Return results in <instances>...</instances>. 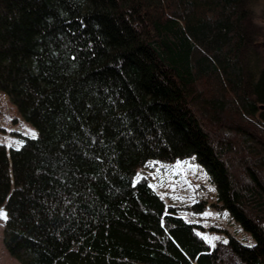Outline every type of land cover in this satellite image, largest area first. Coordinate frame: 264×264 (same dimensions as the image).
Instances as JSON below:
<instances>
[{"label": "trees", "instance_id": "obj_1", "mask_svg": "<svg viewBox=\"0 0 264 264\" xmlns=\"http://www.w3.org/2000/svg\"><path fill=\"white\" fill-rule=\"evenodd\" d=\"M264 0H0V142L20 264H264ZM195 156L250 234L211 246L147 162ZM204 201L189 207L204 210Z\"/></svg>", "mask_w": 264, "mask_h": 264}, {"label": "rangeland", "instance_id": "obj_2", "mask_svg": "<svg viewBox=\"0 0 264 264\" xmlns=\"http://www.w3.org/2000/svg\"><path fill=\"white\" fill-rule=\"evenodd\" d=\"M20 135L37 137L38 130L19 114L8 96L0 92V142L5 143L8 150L18 148L23 143ZM141 177L149 179L168 205L181 207L180 215L199 225L201 235L211 246L218 241L226 242L228 233L244 244L253 243L250 234L241 228L231 214L217 207L221 204L216 199L215 186L195 156L173 163L151 160L139 169L136 179ZM202 201L205 203L204 210L194 212L189 209ZM0 212L4 213L0 216V264H20L4 245L7 212L3 209Z\"/></svg>", "mask_w": 264, "mask_h": 264}, {"label": "snow or ice", "instance_id": "obj_3", "mask_svg": "<svg viewBox=\"0 0 264 264\" xmlns=\"http://www.w3.org/2000/svg\"><path fill=\"white\" fill-rule=\"evenodd\" d=\"M4 215V213L0 212V216Z\"/></svg>", "mask_w": 264, "mask_h": 264}, {"label": "crops", "instance_id": "obj_4", "mask_svg": "<svg viewBox=\"0 0 264 264\" xmlns=\"http://www.w3.org/2000/svg\"><path fill=\"white\" fill-rule=\"evenodd\" d=\"M2 210V208H0V211Z\"/></svg>", "mask_w": 264, "mask_h": 264}]
</instances>
